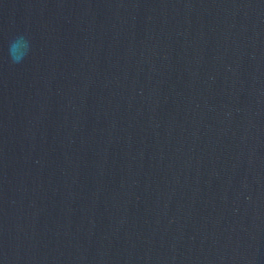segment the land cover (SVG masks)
Masks as SVG:
<instances>
[{
	"label": "water",
	"instance_id": "95a60500",
	"mask_svg": "<svg viewBox=\"0 0 264 264\" xmlns=\"http://www.w3.org/2000/svg\"><path fill=\"white\" fill-rule=\"evenodd\" d=\"M0 264H264V0H0Z\"/></svg>",
	"mask_w": 264,
	"mask_h": 264
},
{
	"label": "clouds",
	"instance_id": "9594fccd",
	"mask_svg": "<svg viewBox=\"0 0 264 264\" xmlns=\"http://www.w3.org/2000/svg\"><path fill=\"white\" fill-rule=\"evenodd\" d=\"M12 47L14 49L15 45H13ZM27 48H28V45H27V43H25V49H27Z\"/></svg>",
	"mask_w": 264,
	"mask_h": 264
}]
</instances>
